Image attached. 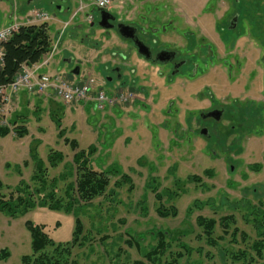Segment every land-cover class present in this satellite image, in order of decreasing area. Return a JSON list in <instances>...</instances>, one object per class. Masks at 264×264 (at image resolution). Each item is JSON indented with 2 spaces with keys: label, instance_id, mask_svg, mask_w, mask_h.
I'll return each instance as SVG.
<instances>
[{
  "label": "rangeland",
  "instance_id": "rangeland-1",
  "mask_svg": "<svg viewBox=\"0 0 264 264\" xmlns=\"http://www.w3.org/2000/svg\"><path fill=\"white\" fill-rule=\"evenodd\" d=\"M66 3L59 2V5H69L73 12L76 0H66ZM34 10L48 13L46 23L54 47L48 63L40 68L41 72L66 78L70 84L91 78V95L99 88L113 97L119 96L118 88L126 91L128 86L123 87L119 82L110 85L103 78L100 63L105 53L111 49L125 51L126 45L115 33L102 35L97 24L100 10H88L94 15L90 22L85 17L87 11L79 12L63 28L67 12L58 14L51 0H32L30 4L28 0H0V28L10 23H24ZM247 10L249 18L239 25V31L220 34L233 13L247 16ZM109 11L141 26L153 25L160 41L172 46L184 47L185 40L181 36L186 32H190L186 37L192 41L202 35L216 48L220 58L226 54L227 65L218 61L203 75L183 84L175 81L168 88L153 72L154 88L149 93H143L136 86L135 98L128 104L118 103L102 110L86 101L64 104L55 95H38L37 100L34 96L24 105L19 99L14 102L11 99L5 104L6 114L0 116L7 121L4 127L9 128L8 133L0 134L1 191L15 189L21 182L32 184L36 161L42 162L49 179L57 177L64 171L65 164L71 163L70 142L74 140L78 149L87 150L93 146L95 152L89 157L90 165L95 170L111 172L112 178L105 194L82 208L79 218L84 235L93 241L82 247L75 245L69 264L72 261L77 264H133L134 261L152 264L143 254L156 244L158 230L167 233V241H170L160 264L170 261V253L179 250L186 253L180 249V243L190 248V254H184L173 264H241L233 262L229 253L244 249L255 256L245 246L247 240L242 242L238 234L236 243H231V237L227 236L217 240V246H209L200 235L195 219L200 215L218 220L233 214L238 229L248 233L251 239L255 238L254 224L262 223L264 48L257 44L249 27L255 34L262 31L264 0H239L238 3L232 0H116ZM131 60L134 62L132 55ZM200 65L203 70V63ZM76 67L79 72L74 75L71 72ZM131 82L129 74V86ZM207 84L216 99L224 104L228 103L224 96L238 95L244 85L247 89L241 101L244 96L253 101L262 99V125L255 123L241 140L233 143L232 134L226 133L229 123L223 119L216 125L225 131L219 145L214 137L201 138L195 132L192 113L207 105L206 98L202 101L194 98ZM257 106L249 102L245 108L240 107L243 120H247L249 111L257 110ZM16 113L23 116L19 125L26 129L21 137L16 136L10 126L12 115ZM245 128L242 124L236 130L243 132ZM52 150L63 155L61 163L53 167L48 162ZM231 161L234 163L232 171ZM254 164L260 166L256 171L249 168ZM206 170L210 171V176L204 174ZM123 174L130 182L122 181L115 188L113 181ZM189 175L199 176L201 182L187 181ZM65 184L58 182L55 189L58 196H63ZM111 190L113 194L110 195ZM169 191L177 192L178 196L170 199ZM157 193L161 201L156 199ZM160 202L165 207L173 205L177 215L159 217L156 207ZM28 222L43 226L54 244L61 245L71 242L76 227L75 216L62 209L36 206L16 216L0 212V264H23L22 258L32 253ZM221 234V227L216 224L214 237ZM129 239H132L131 246L127 243ZM135 239L140 249L134 245ZM255 262L264 264V255Z\"/></svg>",
  "mask_w": 264,
  "mask_h": 264
},
{
  "label": "trees",
  "instance_id": "trees-1",
  "mask_svg": "<svg viewBox=\"0 0 264 264\" xmlns=\"http://www.w3.org/2000/svg\"><path fill=\"white\" fill-rule=\"evenodd\" d=\"M232 1L238 3L239 0ZM238 11H240V8H238ZM248 18L249 12L247 10V16H239V25ZM250 27L249 29L253 35L252 37L256 39V42L260 47L264 48V27L258 34H255L253 28ZM48 29L49 26L45 22L23 25L8 41L2 44L5 64L0 73V83H8L23 65L29 67L38 63L41 58L50 51L52 43L48 34ZM244 31L245 30L242 32ZM8 132V127H0V134H6ZM14 132L18 137H21L26 132V129L24 126L18 125L14 127ZM70 144L73 149L71 163L65 164L64 171L57 177L49 179L46 168L42 167V162L36 161V167L30 180L32 184L21 182L15 189L7 187L8 189L5 190V192H2L1 190L3 189V186L0 182V212L5 213L6 215L16 216L25 213L36 206H40L51 210L62 209L71 212L75 216L76 227L72 240L71 242L62 245L54 244L48 234L44 232L43 226L34 225L28 222L27 228L31 237L32 253L22 258L23 264H69L70 262L68 259L71 256V250L75 245L82 247L84 244H90L93 241L92 238L84 235L83 224L79 218V214L84 206L91 204L93 199L105 194L111 182L112 177L109 175L111 172L95 170L92 168L89 157L95 152L93 146H90L87 150H83L78 149V145L74 140H72ZM62 159L63 155L60 152L52 150L49 154L48 162L53 167L61 163ZM249 168L256 171L260 166L254 164L249 165ZM204 174L208 176L211 175L209 170L204 171ZM60 181L66 182L62 192L63 196H58L55 191L58 182ZM122 181L130 182V179L124 174L120 175L115 181H113V186L117 188ZM187 181L199 183L201 182V179L197 175H189ZM31 185H33V187ZM109 193L111 195L113 194V191L111 190ZM155 196L158 201H161V196L158 193ZM176 196H178L177 192L169 191L170 199H174ZM156 212L159 217L163 218L175 217L177 215V210L173 205L165 207L161 202L156 207ZM195 221L197 227L201 230L200 235H202L205 243L209 246H217V240H222L227 236L231 237V243H236V236L238 234L242 242L247 240L244 244L254 252L256 258L254 255H251L249 251L238 249L237 251L235 250L229 253L233 262H241V264H257L255 260L262 259L264 255V227H262V224H264L263 212L262 223H255L256 221L254 220L255 238L253 239H251L248 233L238 229L236 226V218L233 214L225 215L218 220L212 217L199 215L196 217ZM216 224L221 227L222 234L215 238L214 232ZM155 236L156 244L143 255L150 263L160 264L161 258L165 255L170 246V241H167V233L163 231L158 230ZM133 242L137 248L140 247L136 239L133 240ZM127 243L131 246L133 244L132 239H129ZM179 247L180 249H184L188 255L190 254V248L186 244L180 243ZM186 253L181 250L175 253H170V261H164V264H173ZM71 264H77V262L72 261ZM133 264L146 263L143 261H134Z\"/></svg>",
  "mask_w": 264,
  "mask_h": 264
},
{
  "label": "flooded vegetation",
  "instance_id": "flooded-vegetation-1",
  "mask_svg": "<svg viewBox=\"0 0 264 264\" xmlns=\"http://www.w3.org/2000/svg\"><path fill=\"white\" fill-rule=\"evenodd\" d=\"M107 12L111 17L103 22V25L107 26V28L100 26V14L97 20L100 30L103 31L102 35L105 36L115 33V35L121 39V42L126 45V48L125 51L121 49H111L105 53L104 59H102L100 63V67H103L104 71L103 78L105 83H110V85L113 82H119L123 87L128 86L126 90H131L134 94V98V89L136 86L137 89L143 93H149L153 90V80L151 78L153 72H155V76L158 79H162L165 88H168L172 83H175V81L183 84L184 81H191L203 75L208 67L215 65L218 61L222 62V65L225 67L227 65L228 59L225 58L226 54L220 58L216 54V48L211 47L202 35H200L198 40L192 41L189 37H186L190 32H186L187 34L184 33L183 36H181L185 40L184 47L172 46L169 42L160 41L159 36L155 34V30L152 28L153 25L144 24L141 26L138 22L133 20L127 21L125 18L120 19L111 11ZM234 18L236 19L234 20ZM123 25L130 27H123ZM238 26L239 12H235L228 19L227 27L224 28L225 31L221 30L220 34H233L235 31H239ZM119 28L123 33L131 35L133 38H123L119 34ZM164 30L163 28L162 31ZM224 36L227 37L226 35ZM228 37L230 38V36ZM193 49H196V51H193ZM131 55L134 57V62L131 60ZM200 62L203 63V70H200ZM127 68V73H125ZM127 74L132 75V84L130 86L127 83ZM118 89H122V87ZM246 89L247 88L243 85L238 95L229 94L224 96L223 98L227 99L228 102L224 104L216 99L208 84L204 85L195 93L194 97L201 101L202 98H206L205 100L207 103L204 108L197 109L192 113L196 124L195 132L204 140L211 139V137L216 138V145H219L225 131L222 127L218 128L216 125L223 119H227V123H229L226 127V133L232 134L233 143L239 140L243 135H246L250 127L256 126L255 123H258L257 126H261L262 99L253 101L248 99L249 97L246 99L244 96L242 97L243 101H241V95H244ZM249 102L257 104V110H250V113H248L245 118L247 120H243L239 108L242 106L243 108L246 107V104ZM242 124L246 125L244 131L240 132L239 129L236 130V128ZM228 162H230V160ZM231 162L229 167H231L232 171L234 163L233 161Z\"/></svg>",
  "mask_w": 264,
  "mask_h": 264
},
{
  "label": "built area",
  "instance_id": "built-area-1",
  "mask_svg": "<svg viewBox=\"0 0 264 264\" xmlns=\"http://www.w3.org/2000/svg\"><path fill=\"white\" fill-rule=\"evenodd\" d=\"M116 0H76V8L70 15V18L64 22L63 28L69 24V22L82 11L86 12V20L92 21L94 15L89 9L97 8L98 10H109L112 4ZM49 19L47 12L42 10H34L30 13L29 18L24 23H10L0 28V73L3 70L5 59L4 52L2 50V44L8 41L14 33L23 25H30L36 23H44ZM54 47L52 45L47 58L39 64H33L32 66H22L21 69L13 76L12 80L8 83H0V116L6 114L5 104L9 103L17 93L21 90H25L28 93L36 95H55L64 104L86 101L92 103L93 106L99 110L104 109L106 106H114L121 104H128L130 100L134 98V94L131 90L125 91L118 89V97H113L107 93L103 88L97 89L95 94L91 95L93 88V80L86 78L82 82L76 84L68 83V79L57 76L48 75L40 71V68L46 65L53 53ZM47 53V54H48ZM6 123L5 119H0V127H3Z\"/></svg>",
  "mask_w": 264,
  "mask_h": 264
},
{
  "label": "crops",
  "instance_id": "crops-1",
  "mask_svg": "<svg viewBox=\"0 0 264 264\" xmlns=\"http://www.w3.org/2000/svg\"><path fill=\"white\" fill-rule=\"evenodd\" d=\"M32 1V0H28V4H30V2ZM59 2L61 3V2H64V4H67L66 3V0H58V2H56L55 3V0H51V4H53L54 6H55V9H56V11H57V13L58 14H62V13H64V14H66V12H67V15H68V18L67 19H64L65 21H67L69 18H70V15L73 13L72 12V10H70V8H69V5H59ZM66 11V12H65ZM53 19H56L55 17L53 18ZM63 20V21H64ZM64 21V22H65ZM35 96V98H36V100L38 99V95H36V94H31V93H28L27 91H25V90H21V91H19L18 93H17V95L13 98V102L15 101V100H17V99H19V103L21 102L22 103V105H24L25 103H28V99H30V98H33ZM22 118H23V116L21 115V114H19V113H16V114H14V115H12V120H11V124H10V126L11 127H16V126H18L19 125V122H21V121H23L22 120ZM7 122V121H6ZM17 136V135H16Z\"/></svg>",
  "mask_w": 264,
  "mask_h": 264
},
{
  "label": "water",
  "instance_id": "water-1",
  "mask_svg": "<svg viewBox=\"0 0 264 264\" xmlns=\"http://www.w3.org/2000/svg\"><path fill=\"white\" fill-rule=\"evenodd\" d=\"M29 2H30V1H29ZM99 14H100V19H101V21H100V26H102L103 28H107V26H104V25H103V22H104V21H107L109 18H111L110 15L108 14L107 11H104V10H101ZM235 19H236V18H234V20H235ZM234 20H233V21H234ZM233 21H232V22H233ZM123 27H130V26L123 25ZM133 29H134V28H133ZM118 31H119V34H120L123 38H125V39H127V38H133V36H131V35H127V34L123 33V31H121L120 28L118 29ZM78 72H79V69H78V67H76L75 69L72 70L71 73L74 74V75H77Z\"/></svg>",
  "mask_w": 264,
  "mask_h": 264
}]
</instances>
